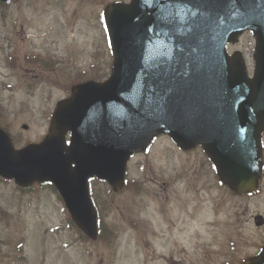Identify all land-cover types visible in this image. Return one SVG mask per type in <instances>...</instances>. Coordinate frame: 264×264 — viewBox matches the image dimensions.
Listing matches in <instances>:
<instances>
[{"label":"rangeland","instance_id":"obj_1","mask_svg":"<svg viewBox=\"0 0 264 264\" xmlns=\"http://www.w3.org/2000/svg\"><path fill=\"white\" fill-rule=\"evenodd\" d=\"M112 1L15 0L0 7V126L16 147L45 135L75 80L108 77L102 12ZM234 50L251 76L250 32L228 46ZM127 179L119 192L91 184L103 228L96 239L70 227L51 188L21 192L0 180V264H240L264 243V224L251 219L264 217V174L255 194L235 196L218 184L200 150L183 153L159 137L130 160ZM155 180L162 190L153 189Z\"/></svg>","mask_w":264,"mask_h":264},{"label":"water","instance_id":"obj_2","mask_svg":"<svg viewBox=\"0 0 264 264\" xmlns=\"http://www.w3.org/2000/svg\"><path fill=\"white\" fill-rule=\"evenodd\" d=\"M104 18L114 52L110 77L74 85L40 142L15 149L0 129V176L20 188L52 183L92 239L97 215L89 179L121 189L131 155L160 133L184 148L201 145L236 193L256 191L263 167L264 0H131L107 5ZM245 29L256 40L251 79L239 56L225 52ZM244 264H264V247Z\"/></svg>","mask_w":264,"mask_h":264},{"label":"flooded vegetation","instance_id":"obj_3","mask_svg":"<svg viewBox=\"0 0 264 264\" xmlns=\"http://www.w3.org/2000/svg\"><path fill=\"white\" fill-rule=\"evenodd\" d=\"M183 169H184V168H180V172H181L182 174H184V173H183ZM155 182H156V183H154L153 185H157V188H158V189H156V188H154V187H153V189H155L156 192H157V190H162L164 184H159L160 181H157V180H155ZM160 197H161V196H160Z\"/></svg>","mask_w":264,"mask_h":264},{"label":"trees","instance_id":"obj_4","mask_svg":"<svg viewBox=\"0 0 264 264\" xmlns=\"http://www.w3.org/2000/svg\"><path fill=\"white\" fill-rule=\"evenodd\" d=\"M69 223H70V225L72 226V227H74V225H73V223L69 220Z\"/></svg>","mask_w":264,"mask_h":264}]
</instances>
